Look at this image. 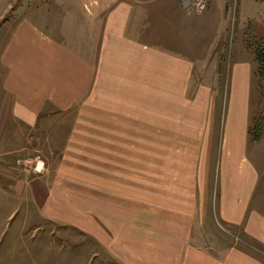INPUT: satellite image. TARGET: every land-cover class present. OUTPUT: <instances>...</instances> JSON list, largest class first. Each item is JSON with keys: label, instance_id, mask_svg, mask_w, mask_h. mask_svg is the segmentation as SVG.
<instances>
[{"label": "crops", "instance_id": "crops-1", "mask_svg": "<svg viewBox=\"0 0 264 264\" xmlns=\"http://www.w3.org/2000/svg\"><path fill=\"white\" fill-rule=\"evenodd\" d=\"M56 2L60 10L32 12L9 33L0 83L8 112L22 121L78 116L62 123L70 135L58 127L53 137L61 174L52 209L63 215L50 222L73 235L38 229L10 248L9 232L4 264L10 256L11 264H76L78 230L118 264H255L241 256L264 254L253 245L264 244V210L255 203L260 171L249 153V63L235 65L224 112L215 115L218 186H200L206 164L215 163L207 124L216 92L190 89L189 57L141 39L129 0Z\"/></svg>", "mask_w": 264, "mask_h": 264}, {"label": "rangeland", "instance_id": "rangeland-1", "mask_svg": "<svg viewBox=\"0 0 264 264\" xmlns=\"http://www.w3.org/2000/svg\"><path fill=\"white\" fill-rule=\"evenodd\" d=\"M129 3L132 16L141 30L140 38L187 55L191 62L190 89L205 85L209 91L216 92L209 104V113L214 120L211 117L207 124L215 163L214 166L206 164V178L199 181L200 186H218L219 164L216 158L222 123L221 119L216 121L215 115L224 112L225 95L230 89L229 81L235 65L243 60L249 63L251 70L249 68L247 85L252 120L249 153L260 171L255 194L259 199L255 203L260 200L258 205L264 210V200L261 201V197L264 199V98L259 88L255 55L256 48L264 44V0H204V8L200 11L192 3L185 4L182 0H129ZM46 10H60V5L56 0H0V52L9 33L25 16ZM2 75L0 65V79ZM243 84L245 86L246 80ZM261 84L264 88V78ZM10 101L9 94L0 83V246L6 245L9 232L10 248L21 241L20 236L33 234L38 229L46 235L59 234L67 238L73 231L50 222L56 218L55 215H63L62 211L55 214L53 210L56 198L52 190L53 181L61 174L53 162V137L58 127V134L70 135L72 130L62 123H76L78 116L72 114L63 120H55L54 116L42 114L34 116L33 123H28L8 112L11 110ZM96 116L95 119L101 121L102 116ZM253 123L258 127H254ZM40 125L44 130L38 131ZM255 136L259 139L254 140ZM56 150L59 154L60 148ZM65 165L61 164L62 167ZM78 165L85 167L84 162ZM88 165L90 169L100 167V164ZM62 181L67 182L64 178ZM63 191L57 196L68 203V192ZM218 227L222 230L220 223ZM76 233L79 235L76 245L81 249L76 264H118L105 254L97 240L79 230ZM253 245L255 249L258 246L264 250V244ZM0 254H3L1 262L4 264L6 256H9L4 255V247H1ZM203 256L225 260L227 254ZM241 256H248L250 260L253 258L255 264H264V254ZM10 257L8 264L12 261Z\"/></svg>", "mask_w": 264, "mask_h": 264}, {"label": "trees", "instance_id": "trees-1", "mask_svg": "<svg viewBox=\"0 0 264 264\" xmlns=\"http://www.w3.org/2000/svg\"><path fill=\"white\" fill-rule=\"evenodd\" d=\"M255 55H256V60H257V64H258V67H257V78L258 80L260 81L259 82V88H260V92H261V97L264 98V88L261 84L262 82V79L264 78V44L262 45H259L256 50H255ZM252 121V120H251ZM255 122V121H253ZM254 124V123H253ZM251 123L249 125V129H248V134H249V137L251 136L250 134V131H251ZM254 127H258V124H254ZM254 140H258L259 137L258 136H255L253 138Z\"/></svg>", "mask_w": 264, "mask_h": 264}, {"label": "built area", "instance_id": "built-area-1", "mask_svg": "<svg viewBox=\"0 0 264 264\" xmlns=\"http://www.w3.org/2000/svg\"><path fill=\"white\" fill-rule=\"evenodd\" d=\"M182 1L185 4L192 3L193 5H195L198 8L199 11L204 8V0H182Z\"/></svg>", "mask_w": 264, "mask_h": 264}]
</instances>
